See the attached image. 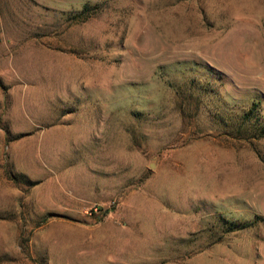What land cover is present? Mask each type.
<instances>
[{
    "label": "rangeland",
    "instance_id": "obj_1",
    "mask_svg": "<svg viewBox=\"0 0 264 264\" xmlns=\"http://www.w3.org/2000/svg\"><path fill=\"white\" fill-rule=\"evenodd\" d=\"M0 264H264V0H0Z\"/></svg>",
    "mask_w": 264,
    "mask_h": 264
},
{
    "label": "trees",
    "instance_id": "obj_2",
    "mask_svg": "<svg viewBox=\"0 0 264 264\" xmlns=\"http://www.w3.org/2000/svg\"><path fill=\"white\" fill-rule=\"evenodd\" d=\"M89 6L85 5L79 15L87 14L89 12Z\"/></svg>",
    "mask_w": 264,
    "mask_h": 264
},
{
    "label": "crops",
    "instance_id": "obj_3",
    "mask_svg": "<svg viewBox=\"0 0 264 264\" xmlns=\"http://www.w3.org/2000/svg\"><path fill=\"white\" fill-rule=\"evenodd\" d=\"M109 218H110V216L106 217L105 219H109Z\"/></svg>",
    "mask_w": 264,
    "mask_h": 264
}]
</instances>
